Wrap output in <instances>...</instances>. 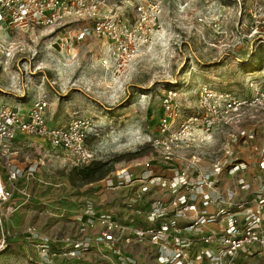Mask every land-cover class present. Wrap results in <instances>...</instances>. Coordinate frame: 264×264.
Returning a JSON list of instances; mask_svg holds the SVG:
<instances>
[{"label":"built area","instance_id":"2783aa9c","mask_svg":"<svg viewBox=\"0 0 264 264\" xmlns=\"http://www.w3.org/2000/svg\"><path fill=\"white\" fill-rule=\"evenodd\" d=\"M116 1L117 5L111 0H0V21L22 28L87 21L89 25L79 28L74 39L87 34L105 38L107 53L121 69L145 46L146 37L138 33L155 18L159 0ZM123 3L133 9L131 24L123 23L118 14ZM259 22L260 30L252 32L256 42L264 45V13L255 24ZM260 72L246 82L249 92L242 96L199 84L197 109L191 113L182 111L181 88H163L160 113L148 138L153 158L143 161L137 172L118 168L98 180L94 191L105 206L94 207V201L85 200L75 214L76 231L70 237L42 232L32 223L14 230L2 225L0 249L18 237L34 247L38 264L77 259L97 245L105 248L110 264H243L242 257L253 247L263 251L264 183L255 188L249 184L244 177L247 164L233 147L189 150L213 142L216 132L237 124L243 116L264 110V70ZM46 106L45 99L37 98L21 112L0 101L1 224L14 212V194H26L18 187L22 179L38 165L32 162L21 168L11 160L17 133L40 137L63 150L71 166L97 160L85 141L94 129L92 120L77 115L61 125H47ZM262 136L259 169H264ZM250 138L252 133L243 128L230 141ZM228 176L235 186H222ZM240 190L245 194L239 195Z\"/></svg>","mask_w":264,"mask_h":264},{"label":"rangeland","instance_id":"374dc122","mask_svg":"<svg viewBox=\"0 0 264 264\" xmlns=\"http://www.w3.org/2000/svg\"><path fill=\"white\" fill-rule=\"evenodd\" d=\"M119 6L123 23L131 24L132 7ZM260 13L264 0H159L155 18L138 33L146 37L145 46L121 69L107 53L105 38L87 34L74 39L87 21L22 28L2 20L0 101L27 110L37 98L45 99L48 122L54 125L77 115L89 117L94 129L85 141L97 160L109 162L107 174L118 168L137 172L143 161L153 158L148 138L156 126L164 87L187 82L180 95L184 113L196 111L199 84L248 94L246 82L264 70V46L252 32L260 30L261 22L255 24ZM257 49L262 53L258 71L246 67ZM259 120L264 122V110L243 116L212 134L213 142L189 150L243 147L247 143H231L230 136L243 128L251 131ZM28 136L21 135L26 147L11 160L21 168L32 162L38 165L18 186L26 194H14V212L0 223V235L2 225L21 229L32 223L45 233L73 236L75 212L92 188L70 183L67 173L72 166L63 150H50ZM10 243L0 252V264H37L32 245L18 237ZM71 264H110L109 254L101 245L92 246Z\"/></svg>","mask_w":264,"mask_h":264},{"label":"crops","instance_id":"0c3cea01","mask_svg":"<svg viewBox=\"0 0 264 264\" xmlns=\"http://www.w3.org/2000/svg\"><path fill=\"white\" fill-rule=\"evenodd\" d=\"M6 104V103H5ZM12 105V104H10ZM15 106V105H13ZM18 108V106H15ZM19 109V108H18ZM21 110V112H26V110L23 109H19ZM47 106L45 108V120H46V124L47 125H54V124H50L48 122V117H47ZM264 125V122L260 120L257 121V123L254 124L253 128L251 129V133H252V138L250 139H240L238 142H240L241 144L243 143H247V144H243V147L237 146V147H233L234 152L236 153V156L238 157V159L242 160L243 162H246L247 164V169L244 172V177L245 179H247V181L249 182V184L255 188L256 185L260 184L261 182L264 183V169H259L257 167V159L259 157V153H258V149H260V147L262 146V141H263V134L264 131L262 129V126ZM248 129V128H246ZM250 130V128H249ZM21 133H17L12 141L13 145H12V149H13V153L14 156H16L17 154H19L26 146L24 145V143H22V137H21ZM28 137H32L35 139H38V143L48 147L50 150L53 151H60L59 149L56 148H52L51 145L46 141L43 140L40 137H36L33 135H29ZM236 144V143H234ZM233 144V145H234ZM232 147V146H231ZM68 159V158H67ZM16 164V160H13ZM69 161V159H68ZM19 166V164H17ZM3 170L2 164L0 163V171ZM95 185L93 186V184L89 183V188H92V190H90L91 192H88L87 195H85L82 198V201L80 203V206L78 207L79 210H76L75 213L80 211V208L83 206L85 200L87 199H91L92 201H94V207H98V208H102L103 206H105L102 203V196L101 195H97L95 194ZM222 186L223 187H228V186H235L232 177L228 176L225 177L223 179L222 182ZM245 194L244 191L240 190L239 191V195H243ZM263 219H264V210H263ZM74 225H75V231H76V226L77 224H75V221H73ZM14 229V228H12ZM243 264H264V250L262 251L261 249L257 248V247H253L251 249V253L247 255V257H242L241 259Z\"/></svg>","mask_w":264,"mask_h":264},{"label":"trees","instance_id":"16d2710c","mask_svg":"<svg viewBox=\"0 0 264 264\" xmlns=\"http://www.w3.org/2000/svg\"><path fill=\"white\" fill-rule=\"evenodd\" d=\"M259 44V43H258ZM261 45V44H259ZM264 46V45H262ZM260 49H257L256 54L253 56L252 60L249 61V63L247 64L246 67H248L251 70H256L258 71L261 68V64H262V53L259 52ZM255 52V51H254ZM258 63V66H256V64ZM258 67V68H257ZM173 84V83H172ZM168 85L166 87H171V88H182L184 86H182V81H181V86H174L173 85ZM164 87V88H166ZM110 166H109V162L108 161H101V160H95L87 165H83V166H72L67 175H68V179L70 181V183L73 186H79V185H83V184H89V183H93L97 180L102 179L103 177H105L109 170ZM11 243L7 242L6 246H4L3 248L0 249V252H3L5 250V248L7 246H9ZM77 259H65V260H60L58 262H60V264H66V263H73L75 262ZM38 264V263H37Z\"/></svg>","mask_w":264,"mask_h":264}]
</instances>
